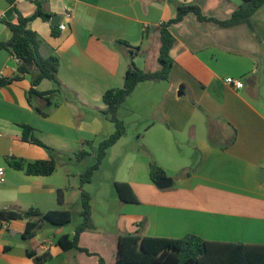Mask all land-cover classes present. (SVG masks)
I'll return each mask as SVG.
<instances>
[{
  "label": "crops",
  "instance_id": "0c3cea01",
  "mask_svg": "<svg viewBox=\"0 0 264 264\" xmlns=\"http://www.w3.org/2000/svg\"><path fill=\"white\" fill-rule=\"evenodd\" d=\"M41 1L52 17L34 18L29 28L40 54L59 58L60 84L43 80L39 92L56 90L44 97L29 96L32 75L0 88V168L6 178L0 209L69 210L75 219L81 211L80 175L93 163L99 143L116 130L101 113L104 93L123 87L132 60L143 70L159 68L158 29L176 16L178 6L198 5L204 15L225 20L243 0ZM36 9L35 0H0V42L12 36L6 23H17L18 14L31 17ZM252 22L253 30L245 24L221 28L191 14L173 26L169 79L137 85L118 112L126 134L84 186L95 228L80 235L82 250L64 251L57 244L61 235L74 236L81 217L74 228V219L63 228L45 221L29 240L23 238L26 222L12 220L0 230V264H37L27 251L39 246L41 254H51L44 264H116L119 236L138 230L152 237L196 235L264 245V5ZM19 63L0 49V79L16 77ZM227 77L241 79L244 87L227 85ZM22 125L57 152L52 175H27L9 165L12 159H49L46 149L20 139ZM82 149L90 155L77 162ZM153 165L166 171L169 188L152 181ZM187 169L192 174L179 178ZM116 182L128 183L139 202L121 200ZM59 189H66L63 204Z\"/></svg>",
  "mask_w": 264,
  "mask_h": 264
},
{
  "label": "trees",
  "instance_id": "16d2710c",
  "mask_svg": "<svg viewBox=\"0 0 264 264\" xmlns=\"http://www.w3.org/2000/svg\"><path fill=\"white\" fill-rule=\"evenodd\" d=\"M13 3V0H8ZM37 9L33 16L23 17L18 14V21L15 24L6 23L12 32L10 40L0 42V49L9 51L13 56L19 58L18 75L11 79H0V88L14 81L21 80L27 75H32V88L30 95L44 97L51 94L49 92H39L36 88L43 80H51L60 84L58 79L59 58L55 56L43 57L39 52V40L35 32L29 28V22L34 18H42L45 21L51 19V15L44 10L41 0H35ZM264 5V0H243L228 19L222 20L213 16L203 14L198 5L178 6L176 16L168 22L162 23L158 29L160 35L159 68L157 70L140 69L134 60L131 61L122 88H113L103 95L105 109L102 115L113 122L115 132L108 138L101 141L96 149L95 160L91 165L86 166L80 175L81 188V211L82 222L75 228L74 236L65 234L57 238V244L64 250H82L78 246L79 237L85 231L93 230L94 224L91 218V196L84 189V186L91 183L95 172L102 165L109 148L115 145L125 134L126 125L119 118L118 112L121 106L133 94L137 85L142 82L167 81L174 66L171 57V49L176 42L173 34V26L183 22L188 15H194L200 22H213L221 28H229L245 24L254 29L252 17ZM53 34L58 35L57 25L53 26ZM125 47H130L126 42L119 41ZM139 50L140 46L131 47ZM30 101V100H29ZM43 116L48 114L37 109ZM23 142L35 144L46 149L49 159L26 161L10 160L9 165L27 175L50 176L57 168L58 155L54 149L47 146L34 134V130L29 125H22ZM86 145L91 146V142ZM90 153L87 150H79L75 154L77 162H83ZM192 174L191 170H183L179 178H187ZM150 177L154 183L166 177V171L157 165L150 168ZM115 189L119 198L130 203H138L139 199L131 186L125 182H116ZM66 189H59L57 196L59 204L65 200ZM75 217L73 211L51 210L43 213L38 208L20 209H0V230L3 225L12 220H22L26 222V229L23 238L32 239L37 228L43 222L63 228L69 225ZM142 224H139V228ZM56 234V233H55ZM40 246L36 249L28 250L27 255L37 264H44L51 259V254L44 252L41 254ZM99 264H107L101 260ZM116 264H264V245L245 244L242 242H220L207 241L196 235H187L181 239L161 238L147 236L137 231L134 233L122 234L118 238Z\"/></svg>",
  "mask_w": 264,
  "mask_h": 264
},
{
  "label": "built area",
  "instance_id": "2783aa9c",
  "mask_svg": "<svg viewBox=\"0 0 264 264\" xmlns=\"http://www.w3.org/2000/svg\"><path fill=\"white\" fill-rule=\"evenodd\" d=\"M185 1H190V0H185ZM59 29L60 31H65L67 29V25L65 23H61L59 24ZM17 60L20 61L19 58H17ZM225 83L235 89H242L244 87V82L241 79H236L233 77H227L225 79ZM5 181H6V178H5L4 169L1 167L0 168V183L2 184Z\"/></svg>",
  "mask_w": 264,
  "mask_h": 264
},
{
  "label": "water",
  "instance_id": "95a60500",
  "mask_svg": "<svg viewBox=\"0 0 264 264\" xmlns=\"http://www.w3.org/2000/svg\"><path fill=\"white\" fill-rule=\"evenodd\" d=\"M52 24H53V25L57 24V19H56V21L53 20ZM171 182H172V181H171V179H169V178H162V179H160L156 184H157V186H158L159 188H161V189H166V188H169V187L171 186Z\"/></svg>",
  "mask_w": 264,
  "mask_h": 264
},
{
  "label": "rangeland",
  "instance_id": "374dc122",
  "mask_svg": "<svg viewBox=\"0 0 264 264\" xmlns=\"http://www.w3.org/2000/svg\"><path fill=\"white\" fill-rule=\"evenodd\" d=\"M94 160H93V162H94ZM80 220H81L80 217H76L74 219V221L70 224V228H74L80 222Z\"/></svg>",
  "mask_w": 264,
  "mask_h": 264
}]
</instances>
